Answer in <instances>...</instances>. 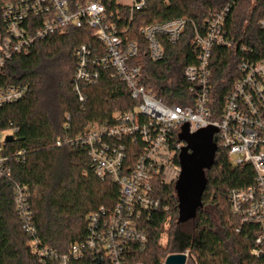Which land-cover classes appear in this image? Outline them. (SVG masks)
I'll list each match as a JSON object with an SVG mask.
<instances>
[{
    "label": "trees",
    "instance_id": "16d2710c",
    "mask_svg": "<svg viewBox=\"0 0 264 264\" xmlns=\"http://www.w3.org/2000/svg\"><path fill=\"white\" fill-rule=\"evenodd\" d=\"M14 0H0V37L4 35L2 12ZM72 3L80 0H70ZM119 0H107L109 16L119 25L126 42L138 45L130 63L141 68L139 85L168 106H187L193 96L185 69L198 62L196 35L205 36L206 20L226 8L225 30L232 47L215 46L210 59L211 120L221 117L227 96L241 78L245 61L264 60V0H148L131 11ZM176 19H186L185 30L176 44L161 37L164 58H150L149 45L141 29ZM83 44L102 50L89 29L69 26L65 31L38 41L33 49L11 60L0 86L27 88L20 101L0 107V132H12L4 156L10 175L0 178V264H59L40 259L39 249L69 254L86 241L89 217L101 208L111 210L119 201V189L110 179L96 173L87 150L70 142L90 124H104L115 113L133 110L139 101L115 72L102 70L99 81L84 89L85 104L73 89L77 58ZM70 115L66 128L65 115ZM61 143V145H58ZM207 187L196 217L179 222L176 186L161 190L164 207L147 224L148 241L137 247L133 260L141 264H165L170 255L189 252L197 264H264L256 257L259 229L243 224L231 211L229 193L254 184L250 165L233 166L226 152L218 148L213 166L206 171ZM25 187L34 233L24 229L15 205L16 187ZM166 241V245L163 242ZM72 264H94L91 255Z\"/></svg>",
    "mask_w": 264,
    "mask_h": 264
},
{
    "label": "built area",
    "instance_id": "2783aa9c",
    "mask_svg": "<svg viewBox=\"0 0 264 264\" xmlns=\"http://www.w3.org/2000/svg\"><path fill=\"white\" fill-rule=\"evenodd\" d=\"M148 0H132L131 11L141 9ZM107 0H14L2 12L4 35L0 37V77L15 57L28 54L35 44L65 31L69 26L89 29L102 50L83 44L75 52L77 58L73 89L80 103L87 97L84 89L95 85L102 70L114 71L139 101L133 110L115 113L111 121L90 124L82 135L70 141L87 150L96 175L110 179L119 189V201L111 210L101 208L90 215L89 234L85 242L76 244L69 254L59 255L48 248L39 249L40 259L49 258L59 264L91 255L94 264H141L132 253L147 244V224L164 207L161 190L175 185L181 176L179 156L186 146L180 135L184 126L195 133L208 126L218 128V148L223 149L235 166L250 165L254 184L233 189L229 203L243 224L256 225L259 235L252 254L264 257V60H245L240 65L241 78L227 96L221 117L211 120L210 59L215 46L232 47L225 30L229 8L206 20L205 36L196 35L198 62L185 69L184 76L193 96L187 106H168L155 94L139 85L141 68L130 63L138 54L135 42H126L119 25L109 16ZM119 2V1H118ZM120 4V3H119ZM122 5V4H121ZM124 6V5H123ZM187 24L186 19L157 23L141 29L149 45L150 58L161 61L165 49L161 37L176 44ZM264 34V19L260 22ZM27 88L0 86V107L23 99ZM65 127L70 115L66 113ZM13 132V131H12ZM12 132H0V178L10 175L4 156L6 138ZM61 145V143H58ZM15 205L29 233H34L25 187H16Z\"/></svg>",
    "mask_w": 264,
    "mask_h": 264
},
{
    "label": "water",
    "instance_id": "95a60500",
    "mask_svg": "<svg viewBox=\"0 0 264 264\" xmlns=\"http://www.w3.org/2000/svg\"><path fill=\"white\" fill-rule=\"evenodd\" d=\"M217 133L218 128L215 126H208L195 133H190L187 125L182 128L180 139L186 146L179 156L182 172L176 183L180 223L195 218L202 205V197L207 187L206 171L213 166L218 151L215 137ZM12 140L13 136L6 138V142ZM187 261L185 254H175L170 255L165 264H187Z\"/></svg>",
    "mask_w": 264,
    "mask_h": 264
},
{
    "label": "rangeland",
    "instance_id": "374dc122",
    "mask_svg": "<svg viewBox=\"0 0 264 264\" xmlns=\"http://www.w3.org/2000/svg\"><path fill=\"white\" fill-rule=\"evenodd\" d=\"M119 3L124 6H130L132 5V0H119ZM163 245H166V241L163 242ZM185 255L188 257L187 264H197L196 258L191 255L189 252L185 253Z\"/></svg>",
    "mask_w": 264,
    "mask_h": 264
}]
</instances>
